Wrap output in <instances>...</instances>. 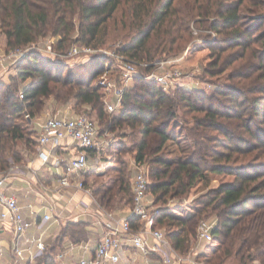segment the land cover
<instances>
[{
  "label": "trees",
  "instance_id": "1",
  "mask_svg": "<svg viewBox=\"0 0 264 264\" xmlns=\"http://www.w3.org/2000/svg\"><path fill=\"white\" fill-rule=\"evenodd\" d=\"M247 1L0 0L7 51L27 50L46 37H59L53 45L61 55L76 45L102 49L109 46V22H113L115 31H122L117 53L143 64L113 115L106 110L103 87L95 84L112 64L109 56L95 53L83 73L64 74L67 67L59 60L42 62L41 54L29 51L16 65L11 83L0 84V171L24 161L19 144L27 151L32 147L31 153L36 150L35 127L26 113L33 121L43 115L50 98L59 105L74 102L75 110L86 107L95 112L108 131L125 127L134 131L129 151L137 167H147L155 203L166 205L170 199L204 191L210 175L235 177L202 192L188 217L176 218L166 207L157 211L156 226L166 222L165 235L178 253L191 250L200 222L212 218L214 239L210 253L202 256L203 264H264V30L257 34L259 27L245 24L243 13L255 11L244 6ZM251 1L258 13L263 2ZM193 22L205 24L217 38L193 43ZM233 48L239 50L226 56ZM183 51L191 64L201 54L204 73L210 76L224 74L239 60L246 59L248 67L235 70L231 79L238 81L227 89L209 94L181 87L166 93L149 74L156 62ZM169 142L177 146L176 157L164 151ZM123 147L114 148L117 156ZM117 163L108 170L117 176L93 190L98 204L110 212L122 204L133 205L134 173L121 158ZM85 184L90 187L87 180ZM66 237L75 244L88 240V225L68 224L35 264H58Z\"/></svg>",
  "mask_w": 264,
  "mask_h": 264
},
{
  "label": "built area",
  "instance_id": "2",
  "mask_svg": "<svg viewBox=\"0 0 264 264\" xmlns=\"http://www.w3.org/2000/svg\"><path fill=\"white\" fill-rule=\"evenodd\" d=\"M28 52L27 50H13L0 55V64H16ZM82 52L86 55L98 53L97 50L89 47L73 46L70 54L77 56ZM117 58L121 69L122 85L118 86L111 82H102L101 85L108 92L114 90L113 102L107 103L105 101L106 110L109 113L117 112L120 109L125 89L129 87L134 77L138 74L139 64L137 62L127 60L120 55ZM182 60H161L156 62L154 64L155 69L149 74V78L155 79L166 93L181 87H188L180 66L175 65V63ZM197 85L194 83L191 88H198L199 86ZM20 97L24 98L23 92L20 93ZM25 116L39 127L36 136L37 158L40 159L43 166L51 165L58 170H63V174L59 179L57 193L63 191L70 195V201H72L77 192H82L85 196L92 197L93 191L86 186L83 176L90 171V162L97 163L106 150V141L100 133L97 122L89 116L70 115L69 112L50 116L44 120L36 119L32 121L28 113ZM66 144L74 145L76 148V153L70 158L61 156ZM90 151L95 152L93 159L90 156ZM19 170L17 166H11L7 170L0 171V204L3 207L0 219L8 223L12 233V264H35L48 248L45 240V225L51 221L60 222L62 217L60 214L56 216L46 214L36 225L39 235L28 236L33 223L25 218L17 196L8 193L9 184ZM149 185L146 171L138 166L133 179V205L127 217H120L99 205H97L96 210H93L92 202L90 204L85 202L83 206L79 207L80 213L75 220L83 217L92 218L94 223L103 226L105 231L95 248L94 258L89 260L84 256L79 260L78 264L119 263L121 254L124 251L123 239L125 237L131 238L133 247L142 252V256L147 262L152 256L156 255L160 257L161 264H188L190 262L198 264L190 258L185 259L180 256L172 247L164 231L156 226L157 213L151 210L152 202ZM60 196L63 198V194ZM29 208L32 209V214L37 215L33 211L32 205ZM132 221H135V225H133ZM67 222H71V220ZM215 226V221H201L197 229V241L211 244L214 239L213 230ZM87 248V244L72 245L57 255V263L64 262L68 256L73 257L75 250L78 249L85 253ZM1 257L2 255H0V259Z\"/></svg>",
  "mask_w": 264,
  "mask_h": 264
},
{
  "label": "rangeland",
  "instance_id": "3",
  "mask_svg": "<svg viewBox=\"0 0 264 264\" xmlns=\"http://www.w3.org/2000/svg\"><path fill=\"white\" fill-rule=\"evenodd\" d=\"M260 1L263 2V5L259 9L258 13H256L257 12L256 9H253V5H252L253 2L251 0H248L246 3H244V6L251 8V10H255L253 11L254 13L251 11H246L243 13V17L246 18L245 24L249 22V25H248L249 28L254 29V27L252 26L259 27L257 29V34H261V31L264 30V0H260ZM3 15H4V9L3 7H0V55H4L10 52V51H7L5 47L6 39H5L4 34L2 33ZM252 19H254L253 22H252ZM191 25L193 28V37H194L193 43L199 42L203 44L204 42H213L217 38V34L215 33V31L205 30L207 29V28H204V26H206L205 24H195L193 22ZM208 35L210 36L209 38H208ZM120 36H122V31L120 30V28L118 29V31H115L113 22H109V32L107 35V40H108L107 45L109 46L102 48V49H98L97 51L98 53L109 56L112 64H109V66H106L105 73L101 74L95 80V84H98L101 86L102 82H111L118 86L122 85L121 69L119 68V63L117 62V59H118L117 56H119V54L117 53V50H116L122 41L120 39L121 38ZM58 40H59V37H46V38L40 39L37 43L33 44L31 48L27 49V51H36L39 54H41L40 59L42 60V62L46 60H52V61L59 60L60 62H62V64H64L63 66L67 67V70L65 71L64 74H67L68 72H73L76 74L83 73L84 68H85L84 65L88 63L91 55H86L84 52H82L78 54L77 56H72L70 54L71 50L66 55L58 54V52L54 49V45H53L57 43ZM81 47H85V46H81ZM253 48L261 49V45H254ZM237 50L239 49L233 48V51H228L226 53V56L229 55V52L231 53ZM186 52L187 51H183L181 53H178V55L176 56L173 55L170 58H167L165 60L184 59ZM200 55H198V59L195 64H191L185 61V59L180 62L175 63V65L180 66L182 70V73L184 75V80L188 86L186 88H191V85L195 83L196 85L198 84L197 86H199L198 87L199 89H204L209 94L216 90L227 89L228 87L231 86L233 82L238 81V80L233 81L231 79L233 73H235V70H238V68L241 67V71H242L243 68L245 69V67H248L246 65V59L242 61L239 60L236 63H234V65H232L224 74L219 75V76H210L204 73L205 72L204 65L200 61L203 59V57H200ZM19 62H17L16 64H10V63H4L3 65L0 64V84H10L11 83V77L16 75L15 69H16V65ZM142 68H143V65L142 64L139 65L138 71H140ZM255 76H257V74ZM254 78L251 79L250 81H253ZM29 82L30 81H28V83H25L22 86V88L28 85ZM241 82L243 83L247 81H241ZM103 92L105 93V97H104L105 101H107V103H112L113 96H114V90L111 92H108L106 89H103ZM73 108H75L74 102L68 103L67 105H59L58 103H56L54 98H50L46 101L45 107L43 109L44 113L41 117H44V119H46L50 116L60 115V114H64L70 111V112H73L74 115H86V116L90 115L89 117L97 122L98 128L103 135V139H105L106 141V150L104 154L101 155V158L104 162L103 163L104 167H101V169H95L94 171L90 170L89 173H86L83 179L85 178V180H87L90 183L89 186H93L94 187L93 190H94L102 182H107L109 179L115 178L117 174L115 172H111V171L109 172L108 170L112 166H119V164L117 163L119 158H121L123 162H126L125 163L126 166L133 171L134 176H135L136 175L135 171H137V166L136 165L134 166V163H135V159L133 157L134 155L130 154V151H129L135 139L134 131L131 128H127V127L123 129H116L115 131H108L106 130L105 125L99 122L95 112L88 110L86 107H81L80 109H76V110ZM118 111L114 112L113 115L118 114ZM41 117L38 119H41ZM191 126L193 125L191 124ZM173 129L179 130V128H175V127ZM32 140L36 142V136H32ZM118 144H122V145L124 144V147L122 148V151H121L122 152L121 156L119 155L117 156L116 151H114V148L117 147ZM18 148L21 151L25 162L27 161V159H30L29 156L31 157L30 151L33 149L32 147H31V150L27 151V148L23 144H19ZM164 151L168 154V157H176L177 155H179L177 146L172 142L167 143V145L164 148ZM91 158L93 159L94 156H91ZM23 162L16 163V164L12 163L11 166H17L20 169ZM91 164H94V163L91 162ZM141 168L144 169V171H146L147 169V167L143 165L141 166ZM234 180H235V177L229 176V175H221V176L210 175V182L208 186L204 189V191L208 189H212V188H217L222 183H228ZM204 191L202 190V192ZM202 192H196V193L193 192L182 198L170 199L166 205H164L163 203H155L154 197L151 195L150 196L151 202H152L151 210L156 211V213H159L157 211L162 210L163 208L166 207L170 209L169 213L175 216L176 218L188 217L194 211V203H193L194 200L198 198L201 194H203ZM123 206L124 204H122V207ZM206 220L216 222V220L212 218L211 219L207 218ZM160 228L164 231L165 234L167 233V230L169 229V227L166 225V222L161 224ZM210 249H211V244H206L205 242H198L196 239H192L191 250L185 253V255L180 254V253L179 254L185 259L190 258L191 260L195 261L198 264H203L204 258L202 256L207 253H210ZM1 264H4V263L2 262ZM5 264H11V261L6 262ZM181 264H186V263H181ZM188 264H192V263L190 262ZM257 264H260V263L257 262Z\"/></svg>",
  "mask_w": 264,
  "mask_h": 264
},
{
  "label": "crops",
  "instance_id": "4",
  "mask_svg": "<svg viewBox=\"0 0 264 264\" xmlns=\"http://www.w3.org/2000/svg\"><path fill=\"white\" fill-rule=\"evenodd\" d=\"M70 115H74L73 112L69 111ZM40 120H44V117H41ZM36 135L38 134L39 127L34 126ZM76 153V148L74 145L66 144L64 149L61 152V156L65 158L72 157ZM38 157V147H36L35 152L31 153L30 159L23 162L19 172L11 180L8 193L14 194L19 200L20 206L23 208V213L25 218L33 223V227L29 230L28 236H38L39 231L36 228V225L42 220L46 214L57 215L60 214L62 219L60 222H48L45 225V240L46 244L49 247L53 246L56 242L58 236L60 235L63 228L68 224L72 223H84L88 225L89 228V238L86 241H82L79 244H87V251L82 252L80 250H75L74 256H68L65 258L64 262L60 264H78L79 260L85 256L86 259H92L95 255V248L98 244L99 239L104 234V227L98 224H95L92 218H80L76 219V216L80 213L79 207L83 204L92 202L93 210H96L98 202L95 197L85 196L82 192H77L74 195L72 201H70V195H67L63 191L57 193L59 189V179L63 174L62 169H56L51 165L43 166ZM102 158L95 164L90 162V170L94 171L95 169H101L104 167ZM135 166V163H134ZM94 167V168H93ZM96 167V168H95ZM136 172V171H135ZM85 177V175L83 176ZM85 182V178L83 179ZM92 185V184H91ZM89 188L93 191V186ZM50 189V190H49ZM63 194V198H61ZM95 200V202H94ZM32 205L33 211L37 214H32V209L29 206ZM100 206V205H99ZM131 206L124 205L119 209L112 210L115 214L120 217L129 216ZM3 207L0 204V213L2 212ZM92 219V220H91ZM71 220V222H67ZM11 239L12 233L8 223L0 219V264L3 262H10L12 264L11 257ZM75 244L69 237H66L63 240L61 251H65L67 248ZM124 251L121 254V260L117 264H161V259L159 256H152L151 259L147 260L142 256V252L135 249L132 245V240L130 237H125L123 239ZM105 264H113L111 262H106Z\"/></svg>",
  "mask_w": 264,
  "mask_h": 264
}]
</instances>
